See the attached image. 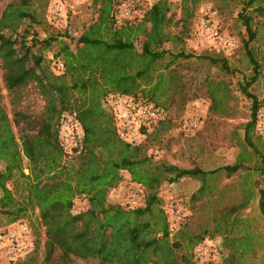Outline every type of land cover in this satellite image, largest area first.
<instances>
[{"label":"trees","instance_id":"16d2710c","mask_svg":"<svg viewBox=\"0 0 264 264\" xmlns=\"http://www.w3.org/2000/svg\"><path fill=\"white\" fill-rule=\"evenodd\" d=\"M92 1L97 6L95 19L77 34L73 50L63 44V69L58 75L46 71L40 53L32 50L47 48L56 38L48 34L39 39L30 28L31 24L43 22L47 0H8L0 11L1 81L7 91L34 83L43 97L39 116L12 108L8 117L0 105V186L10 179L17 196L14 199L11 191L4 188L0 212L5 222H14L27 210L36 209L43 228V261L49 264H70L75 258L98 264H197V259L192 260L186 252L216 234L220 237L217 249L226 251L221 264H252L258 245L240 213L258 183L248 180L252 169L261 175V187L256 193L264 215V158L255 146L258 138L255 136V142L251 139L255 115L264 98L257 99L247 91L259 67L249 45L257 34L251 13L262 14L264 6H259L260 0H237L236 17L246 34L241 49L252 66L249 80L243 76L238 85L239 91L251 99L249 119L242 127V139L250 153L231 164L203 170L197 166L152 164L140 152V146H130L116 136L105 104L106 96L117 95L151 102L164 111L152 99L154 86L143 90L141 80L152 64L168 53L161 48L162 43L181 40L196 0H180V31L175 34L165 31L170 22L169 0H154L140 19L121 24L113 18L115 0ZM24 21L27 27L20 28ZM138 33L142 40L136 51L131 38ZM63 34L67 35L66 30ZM175 56L185 58L187 54L179 52ZM204 58L225 73L235 71L223 56ZM219 89L225 86L210 89L212 100ZM145 92L148 94L143 98ZM71 113L80 123L82 138L79 146L66 154L57 143V123L62 115ZM259 146L264 152V143L259 142ZM245 160L248 163L244 164ZM122 170L128 174L127 182L142 189L141 205L107 202V190L120 180ZM214 174L232 176L218 193L233 186V175L239 177V193L219 207L206 197V219L193 228L185 218L169 237L158 187L182 177L197 179L200 184L191 195L196 200L207 192L206 177ZM77 198L84 201L86 208L74 213ZM200 206L204 210L205 205Z\"/></svg>","mask_w":264,"mask_h":264},{"label":"rangeland","instance_id":"374dc122","mask_svg":"<svg viewBox=\"0 0 264 264\" xmlns=\"http://www.w3.org/2000/svg\"><path fill=\"white\" fill-rule=\"evenodd\" d=\"M8 0H0V11ZM54 0H47L43 11V22L31 24L30 28L36 32L37 37L43 38L50 34L56 36L49 46L34 52L40 53L41 64L46 71L53 75L56 72L52 62L57 59L62 61V46L67 45L73 50V37L78 34L84 25L95 19L96 4L92 0H57L60 2L61 17L58 21L50 19L49 5ZM170 22L165 27L169 33L180 31V0H169ZM259 6H264V0L259 1ZM253 7H250V10ZM239 7L237 0H196L191 17L185 22V34L181 40L168 39L163 42L161 48L168 53L157 59L142 78L140 88L146 90L154 86L152 99L164 108L163 118L151 127L145 136L140 152L146 155L152 164L164 163L182 168L197 166L203 170H209L218 166L233 163L238 157H247L250 152L242 139L243 124L249 119V106L251 99L239 91V83L242 77L252 75V66L242 53L241 44L246 38L244 29L236 17ZM252 22L256 28V40L249 43L250 50L258 61V75L249 85L247 91L257 99L264 98V11L257 14L252 11ZM211 18L216 22L221 37L230 41L227 48L217 50L210 41L200 40L196 37V28L202 20ZM27 27L24 21L20 28ZM66 30V34L63 31ZM28 38V37H27ZM136 51L140 50L142 35L131 38ZM187 54V57H176L175 54ZM223 56L234 73H225L210 64L204 56ZM1 74V69H0ZM225 89L215 91L216 99L212 100L210 89L217 86ZM156 86V87H155ZM146 93V92H145ZM140 92H137L139 96ZM146 93L143 98L147 97ZM0 105L10 117L11 109H18L34 116H39L42 111L43 97L34 83L24 87L7 91L0 77ZM15 132V128L12 127ZM251 139L255 142L252 132ZM260 140H256V149L264 158L259 146ZM157 150L152 154L151 150ZM248 160L244 161V164ZM1 168V164H0ZM24 172L26 170L24 169ZM249 182L257 181L256 189L261 187V175L249 170ZM120 180L107 190L106 200L109 203L124 205L126 202L125 183H128V174L120 171ZM243 175L244 171H240ZM236 182L231 183L225 190L218 193L225 183L232 178L224 175H209L205 179L207 192L199 199L192 200L191 195L199 186L197 179L182 177L173 183H162L157 190L160 198V207L164 211L167 220L175 217L179 223L186 218L188 224L195 228L200 220H205L209 206L206 205V197L215 206H223L233 201V196L239 193L237 181L239 177L233 175ZM130 183V182H129ZM4 188L11 191V195L17 198L12 190L10 179L3 181L0 186V197L4 194ZM256 189H253V197L249 200L240 215L245 220V227L255 235L258 245L256 257L252 264H264V215L259 210ZM204 204L205 208L200 206ZM84 201L77 198L73 204L76 210L84 208ZM16 221L25 223L29 229L28 249L19 259L9 260L7 255L0 250V264H49L43 261V228L37 219L36 209L27 210L26 214ZM13 223V222H11ZM11 223L5 222L4 215L0 212V231ZM170 237V234L168 235ZM172 236V235H171ZM172 238V237H171ZM170 238V239H171ZM174 238V237H173ZM217 247H220V237L216 234L210 238ZM186 254L194 260L192 249ZM226 251L216 250L208 259L197 260V264H221V259ZM70 264H98L96 261L75 258Z\"/></svg>","mask_w":264,"mask_h":264},{"label":"built area","instance_id":"2783aa9c","mask_svg":"<svg viewBox=\"0 0 264 264\" xmlns=\"http://www.w3.org/2000/svg\"><path fill=\"white\" fill-rule=\"evenodd\" d=\"M82 1V0H79ZM154 0H115L113 18L117 24L124 21L138 20L144 11ZM60 2L54 0L49 5L50 19L58 21L61 17ZM196 37L200 40L210 41L217 50L229 47L230 41L221 37L218 32L216 22L211 18L202 20L195 31ZM73 41L77 34L71 35ZM56 72L63 69L60 60L52 62ZM105 104L111 112L116 136L130 146H141L144 143L146 132L156 125L162 118L164 111L159 106L151 102L133 101L131 98L117 95L105 97ZM254 135L264 143V101L258 107L253 123ZM82 138V129L74 113L64 114L57 123V143L61 150L68 154L77 148ZM156 154L157 150H151ZM126 204L133 207L142 204L143 192L139 185L135 183H125ZM86 208L76 210L73 206L72 212L79 213ZM178 222L175 217L168 220L167 230L171 234L175 231ZM29 229L21 221H14L8 227L0 231V250L7 255L9 260L19 259L24 255L30 244L28 240ZM217 250V245L212 241H203L192 248L194 259L205 260L213 255Z\"/></svg>","mask_w":264,"mask_h":264}]
</instances>
